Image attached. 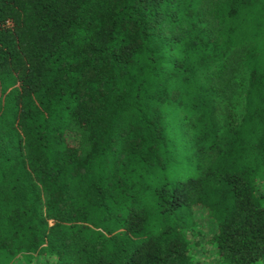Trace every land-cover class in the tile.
<instances>
[{
  "label": "trees",
  "instance_id": "trees-1",
  "mask_svg": "<svg viewBox=\"0 0 264 264\" xmlns=\"http://www.w3.org/2000/svg\"><path fill=\"white\" fill-rule=\"evenodd\" d=\"M198 209L264 260V0H0V264H188Z\"/></svg>",
  "mask_w": 264,
  "mask_h": 264
},
{
  "label": "rangeland",
  "instance_id": "rangeland-1",
  "mask_svg": "<svg viewBox=\"0 0 264 264\" xmlns=\"http://www.w3.org/2000/svg\"><path fill=\"white\" fill-rule=\"evenodd\" d=\"M73 135H69V141L75 145L77 141ZM214 230L213 221L202 209H198L195 212L194 226L187 234L192 244V254L188 264H227L223 262L215 252V248L212 244ZM257 264H264V260Z\"/></svg>",
  "mask_w": 264,
  "mask_h": 264
}]
</instances>
